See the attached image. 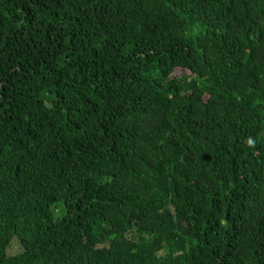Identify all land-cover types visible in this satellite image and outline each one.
<instances>
[{
	"label": "trees",
	"instance_id": "trees-1",
	"mask_svg": "<svg viewBox=\"0 0 264 264\" xmlns=\"http://www.w3.org/2000/svg\"><path fill=\"white\" fill-rule=\"evenodd\" d=\"M0 264H264V0H0Z\"/></svg>",
	"mask_w": 264,
	"mask_h": 264
},
{
	"label": "rangeland",
	"instance_id": "rangeland-1",
	"mask_svg": "<svg viewBox=\"0 0 264 264\" xmlns=\"http://www.w3.org/2000/svg\"><path fill=\"white\" fill-rule=\"evenodd\" d=\"M127 237L129 238V239H131L132 237H134V234L133 233H129V234H127ZM16 251H19L18 250V248H17V245H14V246H12V248L9 250V254L11 255L12 253H14V252H16Z\"/></svg>",
	"mask_w": 264,
	"mask_h": 264
}]
</instances>
